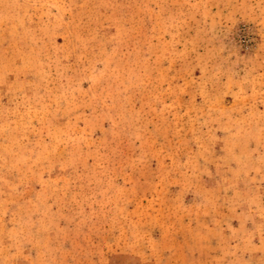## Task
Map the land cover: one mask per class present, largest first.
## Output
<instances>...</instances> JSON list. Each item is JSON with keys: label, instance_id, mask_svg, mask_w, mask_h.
I'll list each match as a JSON object with an SVG mask.
<instances>
[{"label": "rangeland", "instance_id": "rangeland-1", "mask_svg": "<svg viewBox=\"0 0 264 264\" xmlns=\"http://www.w3.org/2000/svg\"><path fill=\"white\" fill-rule=\"evenodd\" d=\"M0 264H264V0H0Z\"/></svg>", "mask_w": 264, "mask_h": 264}]
</instances>
